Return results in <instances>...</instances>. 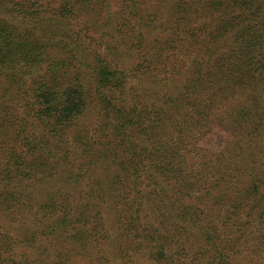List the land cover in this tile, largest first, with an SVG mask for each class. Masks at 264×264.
<instances>
[{"label": "trees", "instance_id": "trees-1", "mask_svg": "<svg viewBox=\"0 0 264 264\" xmlns=\"http://www.w3.org/2000/svg\"><path fill=\"white\" fill-rule=\"evenodd\" d=\"M0 84V264H264V0H0Z\"/></svg>", "mask_w": 264, "mask_h": 264}, {"label": "rangeland", "instance_id": "rangeland-1", "mask_svg": "<svg viewBox=\"0 0 264 264\" xmlns=\"http://www.w3.org/2000/svg\"><path fill=\"white\" fill-rule=\"evenodd\" d=\"M109 16L111 17V20H115L118 16V9L113 8L110 11ZM122 40L123 39L121 38L119 40L116 39L114 41L116 45H119V43L121 44ZM83 41H84L83 47L86 48L87 50L97 47L96 41L87 40L86 38H84ZM44 68H45V64H43L39 68H34L30 70L25 78L27 81V85L29 84L31 79L35 80L38 75H41L44 71L43 70ZM17 74H19V71ZM13 93H15V89L3 87L0 84V101L2 100V98H4L3 95L13 94ZM6 98H8V95L6 96ZM3 107L4 104L0 103V113L4 111ZM7 107H11V106L9 105ZM87 113L88 114L86 115V117L82 119L79 123V126L81 128L84 126L89 127L92 122L93 116L91 110L87 111ZM9 114L15 115L16 117L18 116L17 115L18 113L15 112L13 109L9 110ZM219 136L222 135H218L217 141L221 140L219 139ZM56 183L47 184L46 186H43L40 189L35 187L34 198L37 201L43 199L44 195L42 193L45 192L46 187H53L56 185ZM105 226H106V232H105V238L103 239L104 244H101L100 247L94 250L90 249L91 251L88 253V255H91L90 258L86 257L85 254H83V256L78 255V253H81L80 249L73 248L71 250H65V249L59 250V249L51 248L49 245H45L46 244L45 242L44 243L37 242L36 244H34L33 247L28 251V254L31 255L33 258L42 260L45 264H53V262H55L56 264H144L145 263V256L143 253L139 254L136 257L131 256L132 251L130 250L129 247V241L117 229L113 215H108L106 217ZM39 243L43 245L42 248L40 249H38V246H40ZM20 252L21 251H19L18 254ZM3 257L5 258L7 257V255H5L4 253ZM14 258L19 259V257L17 256H14Z\"/></svg>", "mask_w": 264, "mask_h": 264}]
</instances>
